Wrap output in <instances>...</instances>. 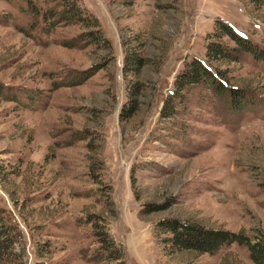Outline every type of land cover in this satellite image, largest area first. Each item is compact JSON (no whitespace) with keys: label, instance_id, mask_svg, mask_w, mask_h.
I'll return each mask as SVG.
<instances>
[{"label":"rangeland","instance_id":"1","mask_svg":"<svg viewBox=\"0 0 264 264\" xmlns=\"http://www.w3.org/2000/svg\"><path fill=\"white\" fill-rule=\"evenodd\" d=\"M62 1L0 0V208L20 234L0 264H254L236 242L163 250L155 223L264 238V0H75L83 20L68 22ZM215 20L255 45L211 63L242 104L193 85L160 120Z\"/></svg>","mask_w":264,"mask_h":264},{"label":"trees","instance_id":"2","mask_svg":"<svg viewBox=\"0 0 264 264\" xmlns=\"http://www.w3.org/2000/svg\"><path fill=\"white\" fill-rule=\"evenodd\" d=\"M62 10L53 13L57 20L76 21L83 20L82 9L77 5L75 0H63ZM52 14V12L50 11ZM228 37L235 43L228 46L222 42V37ZM89 38L92 43L97 42L94 32H85L82 39ZM204 58L200 60L195 57L190 58L183 63V68L176 74L173 79V87L161 104L159 119H172L177 114L176 106L184 98L187 89L193 85L201 84L208 88L218 98L224 97L226 105L230 108L239 107L242 102L239 100L242 94L240 91H231L234 87L228 86L221 78V71L211 63H217L222 60L236 59L238 51L247 50L254 52L255 45L246 40L245 37L238 34L230 25L215 20L212 33L205 36ZM230 57L231 59H229ZM143 64V60L134 51L124 55V67H127L132 75H136L138 68ZM125 70V69H124ZM79 81V80H78ZM128 89L127 103L124 102L119 111V115L128 117L129 111L135 106L134 97L136 96L138 86L132 83ZM207 91V89H205ZM37 94V93H35ZM39 95V94H37ZM33 98H25L26 103L30 105ZM235 104V107L233 106ZM127 110H123L125 107ZM234 110V109H233ZM130 172V186L134 184V178ZM155 228L165 236L160 238L163 250L167 251H191L195 255L201 253L214 254L224 246L232 242L244 245L248 251V256L254 264H264V238L251 240L240 232H231L222 228H207L194 221H179L176 219H161L155 223ZM20 242V234L17 225L8 212L0 208V260L6 257L12 250L14 243ZM102 240H100V243ZM40 244V243H39ZM23 250V248L21 247ZM23 254V253H22Z\"/></svg>","mask_w":264,"mask_h":264}]
</instances>
